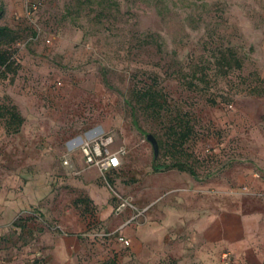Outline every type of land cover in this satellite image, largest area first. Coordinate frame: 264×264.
I'll list each match as a JSON object with an SVG mask.
<instances>
[{
  "label": "rangeland",
  "instance_id": "obj_1",
  "mask_svg": "<svg viewBox=\"0 0 264 264\" xmlns=\"http://www.w3.org/2000/svg\"><path fill=\"white\" fill-rule=\"evenodd\" d=\"M0 2L20 32L0 100L25 116L17 133L0 119V264H264V0ZM228 46L244 65L217 71ZM149 85L167 114L138 102ZM169 110L190 114L189 155ZM106 132L127 151L103 173L81 144ZM186 157L198 176L154 168Z\"/></svg>",
  "mask_w": 264,
  "mask_h": 264
},
{
  "label": "trees",
  "instance_id": "obj_2",
  "mask_svg": "<svg viewBox=\"0 0 264 264\" xmlns=\"http://www.w3.org/2000/svg\"><path fill=\"white\" fill-rule=\"evenodd\" d=\"M34 7H37V3H33ZM6 12V7L0 2V20ZM20 38V32L8 24L0 23V76L8 77L10 73H17L19 63L15 58V52L17 51L15 44ZM244 65V60L238 55L234 47L228 46L221 48L220 52L216 57V67L217 71L228 73L231 69L242 68ZM206 70L202 69V73L199 76L197 73L195 75L206 81ZM107 81V76H105ZM189 83L193 81L189 80ZM257 93H262L258 88L254 90ZM136 98L138 102L143 105L146 109L152 111L153 114L160 117L163 114H167L168 111L166 107L170 108L169 98L164 91L156 85H149L144 88H140L136 91ZM216 102V100H215ZM168 108V109H169ZM136 108L133 106V121L135 125L141 128L138 124V119L135 117ZM169 128L171 130V137L174 139L173 143L176 148L180 149V152L188 154L189 152L184 148L186 142L191 139L194 133V126L192 125L191 117L188 111H171L169 110ZM0 119L5 121L7 131L9 133H17L21 131V128L25 122V116L21 113L18 106L14 103L3 102L0 100ZM160 141V140H159ZM187 155V156H188ZM191 155V154H190ZM188 157L176 160L169 164L156 163L154 165L155 169H160L162 167H177L180 170L190 171L193 175L198 176V172L195 167L189 163ZM117 169V168H116ZM83 201L89 203V198L83 197Z\"/></svg>",
  "mask_w": 264,
  "mask_h": 264
},
{
  "label": "built area",
  "instance_id": "obj_3",
  "mask_svg": "<svg viewBox=\"0 0 264 264\" xmlns=\"http://www.w3.org/2000/svg\"><path fill=\"white\" fill-rule=\"evenodd\" d=\"M114 141V135L108 132L85 139L81 144V150L86 164L98 168L103 173L107 170L119 168L122 164V156L127 150L123 146L113 149ZM65 162L69 163L70 158H66ZM135 218L136 216H133L129 222H134ZM106 234L115 235L116 232ZM116 238L122 246L131 245V239L125 234H116Z\"/></svg>",
  "mask_w": 264,
  "mask_h": 264
},
{
  "label": "crops",
  "instance_id": "obj_4",
  "mask_svg": "<svg viewBox=\"0 0 264 264\" xmlns=\"http://www.w3.org/2000/svg\"><path fill=\"white\" fill-rule=\"evenodd\" d=\"M122 165V164H121ZM93 167V166H92ZM96 168V167H94ZM97 169V168H96ZM111 213V209L109 206H106V215L107 214H110ZM130 224H126L124 227H122L120 230H117L116 231V234H125L126 236L130 237L127 233H125V230L127 229L126 227H128ZM116 234L115 235H110V241L113 242L114 246L118 245L119 242L117 241V238H116ZM131 244H132V240H131ZM76 247H79V249H81V244L80 243H77L75 245ZM50 254V253H49ZM49 256V255H48ZM55 257V256H54ZM47 264H55L54 261L52 263H50V261H47ZM63 264H75V260L74 258H71V259H67L64 261Z\"/></svg>",
  "mask_w": 264,
  "mask_h": 264
},
{
  "label": "water",
  "instance_id": "obj_5",
  "mask_svg": "<svg viewBox=\"0 0 264 264\" xmlns=\"http://www.w3.org/2000/svg\"><path fill=\"white\" fill-rule=\"evenodd\" d=\"M148 139L151 140L154 149H155V158L157 159L159 156V150H160V146H159V141L157 139V137L153 134V133H148L147 135Z\"/></svg>",
  "mask_w": 264,
  "mask_h": 264
}]
</instances>
